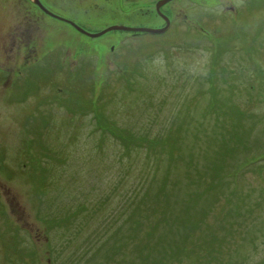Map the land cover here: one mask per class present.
<instances>
[{
    "label": "rangeland",
    "instance_id": "rangeland-1",
    "mask_svg": "<svg viewBox=\"0 0 264 264\" xmlns=\"http://www.w3.org/2000/svg\"><path fill=\"white\" fill-rule=\"evenodd\" d=\"M159 1L44 4L96 33ZM160 11L0 48V264H264V0Z\"/></svg>",
    "mask_w": 264,
    "mask_h": 264
},
{
    "label": "flooded vegetation",
    "instance_id": "flooded-vegetation-1",
    "mask_svg": "<svg viewBox=\"0 0 264 264\" xmlns=\"http://www.w3.org/2000/svg\"><path fill=\"white\" fill-rule=\"evenodd\" d=\"M38 1L46 10L51 12L44 4V0ZM31 8H34L37 13L33 12ZM41 15L53 18L39 8L33 0H0V17L2 18L0 28L4 29L7 26L0 39V48H6L18 43L19 48L25 49L29 43V25L32 22L36 23L38 27L41 26L39 18ZM165 16L167 15L165 14ZM14 33H16V37Z\"/></svg>",
    "mask_w": 264,
    "mask_h": 264
},
{
    "label": "water",
    "instance_id": "water-1",
    "mask_svg": "<svg viewBox=\"0 0 264 264\" xmlns=\"http://www.w3.org/2000/svg\"><path fill=\"white\" fill-rule=\"evenodd\" d=\"M34 3L39 6V8H41L47 15L65 22L67 24H69L70 26H72L77 32L87 36V37H101L106 33L109 32H114V31H121V32H131V33H147V34H161L163 32H165L168 27H169V19L161 13L160 8L162 5H164L165 3L171 1V0H161L159 1L156 6H155V11L157 13L158 16H160V18H162L165 21V25L160 28V29H148V28H133V27H126V26H109L106 27L105 29H103L102 31L96 32V33H89L84 31L82 28L78 27L76 24H73L72 22L65 20L57 15L52 14L51 12H49L48 10H46L41 3L38 0H33Z\"/></svg>",
    "mask_w": 264,
    "mask_h": 264
},
{
    "label": "trees",
    "instance_id": "trees-1",
    "mask_svg": "<svg viewBox=\"0 0 264 264\" xmlns=\"http://www.w3.org/2000/svg\"><path fill=\"white\" fill-rule=\"evenodd\" d=\"M152 14H153V17L154 18H156V19H161L160 17H158V15L156 14V12H155V10L152 12ZM163 23H164V21H163ZM165 24V23H164ZM163 24V25H164ZM74 29V28H73ZM76 31V30H75ZM126 34H130V35H132V36H138V35H142L143 33H131V32H125ZM118 137H120V136H118ZM141 138H139V140H140ZM150 142H152V143H156V142H154V141H146V140H144V139H142V143H145V144H147L146 145V147H149V145H148V143H150Z\"/></svg>",
    "mask_w": 264,
    "mask_h": 264
}]
</instances>
